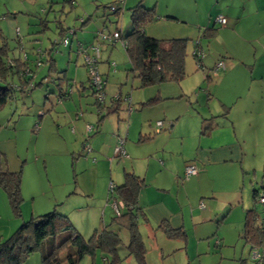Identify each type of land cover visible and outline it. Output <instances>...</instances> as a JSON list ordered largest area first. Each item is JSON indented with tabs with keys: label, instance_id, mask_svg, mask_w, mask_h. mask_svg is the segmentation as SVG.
Returning <instances> with one entry per match:
<instances>
[{
	"label": "crops",
	"instance_id": "0c3cea01",
	"mask_svg": "<svg viewBox=\"0 0 264 264\" xmlns=\"http://www.w3.org/2000/svg\"><path fill=\"white\" fill-rule=\"evenodd\" d=\"M111 1L117 3V0ZM122 1V8L125 12L138 4L148 9H154L157 20L148 24L143 30L147 37L158 41L185 40L188 43L185 59L186 77L179 83L181 89L178 92H167L165 89H161L162 84L159 85L160 90L157 91L156 96L162 100L154 106L146 104V101L152 98L151 95H145L140 100L133 95L130 96V106L140 103L136 113H132L135 112V106L134 109L130 107L132 112L129 111L132 113L131 128L137 129L139 140L136 141L134 135L130 133L134 142L131 141L128 144L127 130L120 128L116 125L117 123L112 126L117 137L121 136L120 139H124L125 158H129L128 153L133 154V146L139 148L145 140H148V138L143 139L144 136H150V141L147 144L151 147H148L149 149L145 153L139 152V158L145 164L144 172L137 166L136 159L123 162L124 166L121 167L124 172H133L144 181L145 186L140 190L137 203L144 213V219L141 220L145 230L151 237L158 240V251L161 257H164V254H166L165 257L173 256L175 252L184 250L182 258L184 261H188V264L191 260H197L196 264H222V261H225L226 264H252L251 262L261 264L254 260L251 261L249 256L253 246L246 243L241 238V234L245 212L250 209H246L249 207L248 193L250 189L252 191L259 189V192L260 185L264 182V168H261L264 162V147L259 146L264 140L260 141L256 136L258 143L255 140L248 144V137L246 138L250 131L261 130L264 125V0ZM117 7L121 8L120 5ZM82 12L84 17H87L88 12L85 8L82 9ZM117 13L119 14V12ZM219 15L226 19L224 27L215 21ZM88 18L87 21H90L91 14ZM84 19L81 20L82 26L89 24ZM63 29L61 27V30ZM88 29L90 32H95L94 29ZM207 33L211 35L208 36ZM120 35H122L121 32ZM195 45H199V49L204 54L202 65L206 69L205 71L210 73L218 61H222L225 65V70L220 73L217 79L205 81L206 72L196 68L192 57ZM115 46L116 44L110 43L108 47H105L106 60H103L102 56L100 57L99 63L102 64L100 69L105 76L104 84L106 86L109 76L115 75L120 81H127V76L131 73L129 64L126 76L123 78L118 71V63L111 60ZM51 60L53 70L56 71L54 60L51 58L49 61ZM47 65L49 66L50 63ZM132 77L134 78L133 74ZM69 81L77 90L76 93L75 91L66 92L69 83L65 85V88L61 77L52 79L51 83L54 87L50 94L58 100V104L53 105L52 109L47 111L48 116L42 115L39 111L38 120L30 117L24 122L25 124L22 123V126H26L30 130L35 125H39L34 141L50 135L59 139V143H55L57 145L48 157L34 154L35 158L32 156L29 158L28 153H24L19 147L17 137L19 119L17 120L16 117V120L13 121L14 114L9 116L7 115L8 111L0 113V154L8 170L17 172L19 169H23L25 175L26 167L23 165L26 166L29 163L34 164V170L40 176L41 164L46 171L49 160L52 168L58 170V173L60 171L59 176L53 175L54 179L69 178V182L62 183L61 188H55L56 184L51 185L49 173L46 171L48 189L32 194L34 197L31 199L32 207L36 213L49 209L55 203L56 205L68 203L76 211L92 207L89 205V201L84 203L85 200H81L82 204L76 200L79 193L85 198V192H76L78 186L71 181V177L77 172L76 163L81 160L76 161L74 156L77 153L80 157L79 155L83 151L82 137H84V132L87 133L86 120L82 118L80 122H68L64 118V121L61 122L52 116L54 113L70 112L72 104L75 105L76 98L82 96L83 91L86 90L83 84L78 86L79 82L75 80V77ZM203 84H205V88L201 89ZM64 93L67 96L59 99V94ZM119 93V96L111 99L120 98L119 109H122V100L127 102L128 99L126 98L127 94L123 98L121 92ZM188 94L194 100L189 104L184 100ZM167 100L177 103H168ZM60 107H63L62 111ZM106 107L108 108L107 112L104 113V110L101 113L105 114L104 117L109 118L110 122H116L114 117L119 114L120 110L112 113L109 110L110 102ZM148 107L152 108L147 109ZM153 108H157V112L148 114L149 111L146 110H154ZM196 108L198 112H196ZM15 109L17 108L15 107ZM158 111L161 114H158ZM186 113L190 115L187 119H182L184 115L187 116ZM99 115L100 113L97 111V130L95 132L99 131L98 128L104 119ZM211 118H213L212 121L216 127L208 133V136H202L200 134L202 121ZM118 120L123 121L124 119H120L118 116ZM90 121L93 122L94 119H90ZM144 121L149 122L150 129L146 128ZM151 121H155V123L162 121L164 124L168 122L169 128L167 129L169 130L164 134L159 133V137L154 139L155 124L153 126ZM69 123L72 125L70 130L68 129ZM93 129L95 130V128ZM102 138L104 140V134L100 133L92 143L97 145L100 140L102 143ZM106 140V145L105 147L102 145V148L106 152H111L118 142L115 144L112 135L109 139L106 137ZM113 157L118 156L113 154ZM91 161L95 162L94 159ZM190 163L196 166L198 173L185 180L183 178L184 170ZM55 164L60 167H56ZM27 172H31V169ZM115 178L117 179L116 175ZM23 198L25 202L28 200L24 193ZM203 199H206V206L202 202ZM201 203L203 208L199 209ZM257 207L260 211L263 208L260 205ZM232 210L241 213L242 223L235 224L230 221L224 223L225 227L221 226L224 227L223 231L215 232V242L213 238L207 240L213 236L212 234L208 235L211 229L203 232L197 239L206 240L204 250L196 252V255L190 254L187 247L188 234L186 230L191 227L195 229L197 225L202 227L207 223L210 224L211 219L215 220V217L225 215V213L230 214ZM105 212L106 210L103 208L102 219H104ZM263 219L264 212L259 221L262 223ZM162 223L167 224L170 229L183 230L186 234L185 242L175 240L178 246L171 248L173 250L168 249L173 244L170 243L171 239H168L159 228ZM110 230L115 231L112 227ZM233 239L234 242H232ZM212 244L217 247L219 253L216 254L219 255L211 252ZM222 248L225 250L223 251ZM256 249L262 251L261 248ZM203 255L206 257L202 258Z\"/></svg>",
	"mask_w": 264,
	"mask_h": 264
},
{
	"label": "rangeland",
	"instance_id": "374dc122",
	"mask_svg": "<svg viewBox=\"0 0 264 264\" xmlns=\"http://www.w3.org/2000/svg\"><path fill=\"white\" fill-rule=\"evenodd\" d=\"M72 1L73 2L71 3V0H0V47H5L7 49L8 58L14 57L27 62L29 68L32 70L31 75L33 78L31 82L34 86L32 90H25V92L16 91L13 94L12 100H10L9 103L2 110H0V113L8 111L7 115L10 116V114H14L13 121L16 120V117L17 120L19 119L17 129L19 147L24 153H28L29 158L31 156L35 158L34 154H41L45 157H48L57 145L55 143H59V139H57V137L55 136L50 135L49 137L46 136L44 139L42 138L34 141L36 138L35 127L30 130L26 126H22V123L25 124L24 122H26L27 118L30 117L38 120L39 111L42 115L44 114V116H48L47 111H50L53 105L58 104V100L55 99L52 94H50L52 88L54 87L51 83L52 79L61 77L64 83L63 86L65 88V85L69 83L66 92H77V90L74 89L71 81H69L72 77H75V80L79 82L78 86H81V84H83L86 90H82V96H78V98H76V100L74 101L75 105L73 106L72 104V110L70 112L50 114L54 116L55 120H61V122L64 121V118H66L68 122H80L83 118L84 120H86V126L92 127L91 132H84V137H82V144H84L82 148L83 151L81 150L82 153L79 155L80 157H78L77 153L74 156L76 161H79V159L81 160L76 163V175L74 174V176L71 177L72 183L77 185L79 188H77L76 192H85V198H83L79 193V196L76 197V200L80 203H82L81 200H85L83 201L84 203H86V201H89V205H91L92 207H86V209L76 211L73 209V207H70L68 203H62L61 205L60 203L57 205L55 203L49 209L42 210L39 211V213H36L32 207L31 199L34 198L32 194L34 192L41 193L42 191H46L48 189L49 184L46 181L47 173H49L51 185L56 184V186H54L55 188H61V186H63L62 183L69 182V178H66L64 180L54 179V176L60 175V171L58 173V170H54L49 160L47 163V173L43 169V165L41 164L42 169H40V176L34 170V164L28 163L29 165L27 164L26 166L24 164L23 167H26V176L24 175L23 169H19L22 171L20 178V193L22 201L19 204V214L14 213L9 204L7 194L0 187L1 242L6 241L23 224V222H27L32 217L46 214L54 209H57L61 212L63 211L68 214L72 226L74 228H77L82 233L85 239H88L95 228H103L104 225H107L111 222V219L114 216L109 208L110 205L106 203V197L110 183H113L114 185L123 183L124 171L123 169H121L122 165L126 161H133V159H136L137 166L142 172H144L145 164L142 162V160H140L139 152L143 151L145 153L149 149L148 147H151V145L147 144L148 141H150L149 139L145 140V142L140 145L139 148H135V146H133V154L131 155L130 153H128L129 158H123L119 156L113 157L115 146L111 152H106L103 150L102 145L105 147L107 142L106 137H108L109 139L110 135L114 137L115 144L119 141V138L121 136L119 135L120 137H117V133L112 129V126L115 123H117L116 125H118L120 128H123L125 131L127 130V133L129 134V137L127 139L128 144L129 142L133 141L130 133L134 135L133 137H135L136 141L139 140L137 129L133 130V128H131V115L132 113H136L138 111V106L140 103L130 106L131 102L129 103V98L131 95L136 97L138 100H140L141 97L145 95H151V97L153 98L157 95V91L160 90L159 86L139 88L138 80L136 78H133L130 72H128L130 74H128L127 76V81H120V79H118V77H116L115 75L109 76L107 86L106 84H104V104H102V106L106 107L111 101L112 97L119 96V92H121L123 98L124 95L127 94L126 98L128 99V101L125 102L124 100H122V109H120L119 114L114 117L116 122H110L111 120L109 118L104 117L101 125L98 128L99 131L95 132L97 130V111L99 112V109L96 105L97 95L95 96V94L92 93V89L89 88V70L84 64V52L88 51L89 54H91L89 48L95 45H97L100 49V57L102 56V59L106 60L107 52L105 50V47H108L109 44L108 42H102L99 39L100 33L107 35L109 32L111 33L116 30L121 32L122 36H126L130 33L131 24L128 11L125 12L123 10L122 0H117V3H112L111 0ZM118 5L121 6V9L118 11L119 14L114 17L113 12H111L109 9L111 6L116 7ZM84 8L89 15L91 14L90 21H87L89 19L88 14H86L87 17H84V14L82 12V9ZM82 18H85V22L87 21L90 24L89 27V24L84 26L81 25ZM61 27L64 29L61 30ZM88 28L94 29L95 32H90ZM64 39L68 41V44L66 46L62 44V41ZM115 44L116 46L113 50L114 52L112 54L111 60L118 63V71L124 78L129 67V62H127L128 58L126 56L122 41L117 40ZM48 58H52L54 60L55 70L57 72L48 70ZM97 62L98 64L96 67L98 73L101 75L105 83V76H103L100 69V66H102V64L99 63L100 59ZM12 81L15 85H18L16 77H14ZM40 81L42 84L36 85ZM117 84L119 86L118 88ZM162 85L163 86L161 87V89H165L170 93L178 92V90L181 89V84L163 83ZM119 88L122 90L119 91ZM204 88L205 84H203L201 89ZM46 95L48 99H45ZM184 100L187 104L194 102L193 98H191L189 94L185 96ZM167 102L177 103L174 101L169 102L168 100ZM134 106L135 112L128 110L130 107L134 109ZM15 107L17 109H15ZM60 108L62 111L63 107ZM151 108L152 107H148L147 109ZM153 109L154 110L146 111H149L147 112L148 114L157 112V108ZM102 110L103 108L100 109L101 112ZM129 111H131L132 113ZM196 112H198V109ZM158 114H161L160 111H158ZM186 115L187 116L184 115V118L182 119H187L190 114L186 113ZM118 116L120 119L123 118L124 120H118ZM90 119H94V121L92 122L90 121ZM143 123L145 124L146 128L150 129L148 127V121H144ZM151 123L154 126L155 121H151ZM68 125V129L70 130L72 125L71 123H69ZM11 126L12 123L10 124V127ZM37 127L39 128V125H37ZM93 128H95V130ZM167 128H169V123L165 122L163 130ZM254 131H250L248 136L246 135V138L248 137V144L255 142L256 136L260 141L264 140V125L261 130L259 129L255 132ZM100 133L104 134V140L102 138L103 142L101 143L100 140L97 145L93 144V139H95V137ZM164 133L166 132L162 131L161 134ZM155 137L157 138L159 137V135L157 134L153 136L154 139H156ZM143 139L145 138L143 137ZM256 143H258L257 140ZM259 146L264 147V141H261V144H259ZM85 148H88L90 151L87 152V149ZM93 159L95 160V162L91 161ZM55 166L60 167L56 164ZM261 168H264V162L262 163ZM30 169L31 172H27ZM9 172L15 173L14 171L10 170ZM115 175L118 181L115 178ZM22 189L26 198H28L26 202L23 198ZM251 191L252 190L250 189L248 193L249 207H246V209L254 206ZM202 202L204 206H206V199H203ZM103 208L106 210L104 219H102L103 217L101 215V211ZM228 221L235 224H241V213L237 210H232L230 214L225 213V215L215 217V220L211 219L210 224L207 223L202 227L200 225H197L195 229L191 227L186 230L188 234L187 247L189 253L196 255V252H201L202 250H204L206 240L203 239L200 241L197 238L203 232H207V230L209 231L211 229V232L208 235H213L210 237L208 236L209 239L207 240H212L213 238V241L215 242L216 233L218 231H223V228L225 227L223 224ZM142 223L143 222L141 218H139L137 222V229L141 235V238L143 239L146 249V264L189 263L188 261H184V258H182L184 255V250H181L180 252L177 251L173 256L169 257H165L166 254H164V257L159 256L160 252L158 251V240H155L154 237H151L147 233ZM112 228L115 229V231L119 235V239L121 240V244L116 251V262L118 264H137L135 259L132 256L128 255L127 246L130 239L128 229L125 226L119 228L116 225H113ZM60 236L61 235L57 236L56 238L60 240ZM234 241L235 240L233 239L232 242ZM170 243L173 244L172 247L168 248L170 250H173L171 248H176L178 246L176 245L177 242L175 240H171ZM211 247V252L213 254L219 253V251H217V247H215L213 244ZM222 249L223 251L225 250L224 248ZM113 257L114 256L109 253H101L98 251L93 259L86 256L79 262V264H106L111 262ZM204 257L206 256L203 255L202 258ZM249 257L251 261H253L251 256ZM39 262L40 254L38 252H34L23 264H39ZM196 262L197 260H191L190 264H196ZM251 263L254 264V262ZM222 264H226V262L222 261ZM261 264H264V262Z\"/></svg>",
	"mask_w": 264,
	"mask_h": 264
},
{
	"label": "trees",
	"instance_id": "16d2710c",
	"mask_svg": "<svg viewBox=\"0 0 264 264\" xmlns=\"http://www.w3.org/2000/svg\"><path fill=\"white\" fill-rule=\"evenodd\" d=\"M128 14L131 31L126 36L120 35L119 40L122 41L124 50L129 59V71L134 75V78L138 80L139 88L159 86L163 83L179 84L182 82L186 77L185 59L187 57V41H158L147 37L143 31L144 28L157 20L153 8L148 9L138 4L130 8ZM117 15L118 13L114 12V16ZM208 33V36L213 34L212 32H210L211 34ZM199 48V45H195L192 57L195 61L196 68L205 71L206 69L202 65L204 54ZM49 60L47 59L48 63H50L48 66L49 70H53L54 67L51 64L52 60ZM223 66V69L218 72L217 77L211 76L213 69L210 70V73L205 71V81L209 82L210 80L217 79L220 73L225 70V65L223 64ZM31 74L32 70L29 68L26 61L14 57L8 58L7 49L5 47H0V110L12 100L13 94L16 91L25 92V90H32V88H34L31 82L33 78ZM14 77H16L18 81V85L13 83L12 80ZM88 82H90L89 78ZM41 84L40 81L36 85ZM89 88H91V86H89ZM92 93L95 94L93 89ZM65 96H67L65 93L59 94L58 98H65ZM45 99H48L47 95ZM161 100L162 99L158 96H155L149 99L146 104L154 106ZM120 102V98L111 99L109 110H111L112 113L118 112L120 110ZM96 105L98 109L103 107L97 101ZM107 110L108 108L104 106L102 111L106 113ZM99 113V116H105L101 111H99ZM212 119L213 118L204 119L202 121L200 131L202 136H208V133L216 127ZM158 122L162 123V127L159 128L157 132L156 123ZM158 122L155 123V128L153 130L154 135L169 130H163L164 123L162 121ZM149 137L150 136H144L145 139H149ZM7 170L5 161L0 154V187L7 194L9 204L14 213L19 214V204L22 201L20 193V178L22 171L18 170L15 173H10L9 170ZM110 184L112 188L108 187L106 203L109 204L113 201H120L123 204V210L119 217L113 216L109 224L104 225L101 229H94L88 239H85L84 236L72 226L69 216L66 213L57 209L40 216L32 217L29 221L23 222L6 241H0V264H23L34 252L40 254V264H79L86 256L93 259L98 251L101 253H109L114 256L112 261L106 264H118L116 262V251L121 244V240L116 231L110 230V227L113 225L119 228L125 226L128 229L130 235L127 246L128 255L132 256L137 264H146V249L143 239L137 229L138 219H144V213L137 203L139 192L145 186L144 181L133 172L125 171L122 184ZM258 190L259 189H253L252 191L254 206L245 212V221L241 238L246 243H249L251 247L253 246V249L261 248V254L264 258V219L262 223L259 221L264 212V204L258 203L263 207L261 211L257 207L259 193L264 194V182L260 185L259 192ZM159 228L168 239L179 240L182 243L186 240V234L181 229H170L167 224L164 223H162ZM59 235H61L59 238L60 240L56 238Z\"/></svg>",
	"mask_w": 264,
	"mask_h": 264
},
{
	"label": "built area",
	"instance_id": "2783aa9c",
	"mask_svg": "<svg viewBox=\"0 0 264 264\" xmlns=\"http://www.w3.org/2000/svg\"><path fill=\"white\" fill-rule=\"evenodd\" d=\"M122 2V1H121ZM121 8H118L117 6L114 7V6H111L110 7V11L111 12H118ZM216 23H218L220 26L224 27L226 25V19L219 15L216 17L215 19ZM119 37H120V34L119 32L116 30V31H113V32H109L107 35H104L102 33L99 34V39L104 42H108V43H115L117 40H119ZM62 44L64 46L67 45V40H63L62 41ZM90 50V53L89 52H84V64L85 66L88 68L89 70V75H88V78L90 80V86L91 88L93 89V91L95 92V96H96V101L102 105L104 104V94H103V89H104V81L101 77V75L98 73V70H97V64H98V60L100 59V49L97 45L95 46H91L89 48ZM223 63L222 62H218L212 72H211V76L212 77H217L218 76V72L223 69ZM117 98V97H116ZM130 110V109H129ZM162 127V123L161 122H158L156 123V128H157V132H158V129ZM38 130V127L37 125H35V131ZM86 131L87 132H90L92 131V127L91 126H86ZM123 145H124V139H120L119 138V141L117 143V146L115 147L114 149V154L119 156V157H123L125 158L126 157V154L124 152V148H123ZM87 149V152H89L90 150L88 148H85ZM198 173V169L196 168V166L194 164H187L186 167H185V170H184V179L187 180L189 177H192V176H195L196 174ZM109 188H112V185L110 184L109 185ZM258 203L259 204H264V194L263 193H259L258 195ZM109 207L113 213V215L115 217H119L121 215V212L123 210V204L120 202V201H113V202H110L109 203ZM200 208H203V204L201 203L199 205ZM250 256L251 258L254 260V261H257L259 263H263L264 262V258H263V255L261 254V252L254 248L252 249V251L250 252Z\"/></svg>",
	"mask_w": 264,
	"mask_h": 264
}]
</instances>
